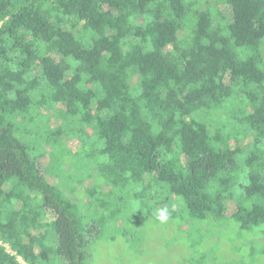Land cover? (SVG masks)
I'll use <instances>...</instances> for the list:
<instances>
[{"label": "trees", "instance_id": "1", "mask_svg": "<svg viewBox=\"0 0 264 264\" xmlns=\"http://www.w3.org/2000/svg\"><path fill=\"white\" fill-rule=\"evenodd\" d=\"M128 215L264 264V0H0V264H88Z\"/></svg>", "mask_w": 264, "mask_h": 264}, {"label": "rangeland", "instance_id": "2", "mask_svg": "<svg viewBox=\"0 0 264 264\" xmlns=\"http://www.w3.org/2000/svg\"><path fill=\"white\" fill-rule=\"evenodd\" d=\"M61 106L63 105L58 104L49 110L43 111V114L48 115L46 125L50 128L56 127L62 122L63 116L58 111V108H61ZM78 144L75 139L69 140L68 142V146L74 149ZM45 149L44 155L39 157L41 165L45 164L48 159L49 146H46ZM69 156L72 158H80L81 155L73 154ZM55 164L58 165L57 161H55ZM58 172L61 171L56 170V173ZM57 181L59 182L61 179H54V182ZM91 182V179H87L85 187L90 186ZM75 185L77 189H80L81 184L75 183ZM56 186L63 191L60 183H56ZM70 196L75 198L72 192ZM75 199L80 207L84 209L85 199ZM234 211V203L229 202L225 215L229 216ZM131 218L128 215V218L116 221L115 226H107L106 229L98 230L100 235H95L96 239L91 241V244L88 246H85L88 264H173L176 258L181 256L180 243L185 237H182L180 234L175 237L172 231L162 233V225H156V228H154L149 224V226H152L150 228L155 230H150L148 232L149 235L143 240L141 234L146 235L145 230L143 228L138 229L134 219L131 220L133 223L129 222ZM255 236L257 237V235ZM221 240H223L222 243L228 245V240L225 239L224 235H221Z\"/></svg>", "mask_w": 264, "mask_h": 264}, {"label": "clouds", "instance_id": "3", "mask_svg": "<svg viewBox=\"0 0 264 264\" xmlns=\"http://www.w3.org/2000/svg\"><path fill=\"white\" fill-rule=\"evenodd\" d=\"M137 210H140L139 208H137L134 212H136ZM133 212V213H134ZM171 216V210L169 209V207L165 206L159 209H156L155 213H154V217L155 219L160 223V224H164L166 223Z\"/></svg>", "mask_w": 264, "mask_h": 264}, {"label": "built area", "instance_id": "4", "mask_svg": "<svg viewBox=\"0 0 264 264\" xmlns=\"http://www.w3.org/2000/svg\"><path fill=\"white\" fill-rule=\"evenodd\" d=\"M17 260H18V262H19L20 264H24L22 258L17 257Z\"/></svg>", "mask_w": 264, "mask_h": 264}, {"label": "crops", "instance_id": "5", "mask_svg": "<svg viewBox=\"0 0 264 264\" xmlns=\"http://www.w3.org/2000/svg\"><path fill=\"white\" fill-rule=\"evenodd\" d=\"M20 258H21V257H20ZM22 260H23V259H22ZM23 263H24V264H27L24 260H23Z\"/></svg>", "mask_w": 264, "mask_h": 264}]
</instances>
